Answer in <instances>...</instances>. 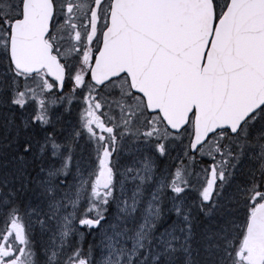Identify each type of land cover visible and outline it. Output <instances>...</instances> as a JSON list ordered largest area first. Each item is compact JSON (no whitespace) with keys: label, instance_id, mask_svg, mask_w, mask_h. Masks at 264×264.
<instances>
[{"label":"snow or ice","instance_id":"1","mask_svg":"<svg viewBox=\"0 0 264 264\" xmlns=\"http://www.w3.org/2000/svg\"><path fill=\"white\" fill-rule=\"evenodd\" d=\"M0 264H264V0H0Z\"/></svg>","mask_w":264,"mask_h":264}]
</instances>
